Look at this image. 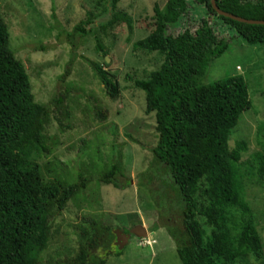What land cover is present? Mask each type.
Here are the masks:
<instances>
[{"label":"rangeland","instance_id":"obj_1","mask_svg":"<svg viewBox=\"0 0 264 264\" xmlns=\"http://www.w3.org/2000/svg\"><path fill=\"white\" fill-rule=\"evenodd\" d=\"M165 1L121 0L117 9L129 15L130 28L114 23L81 35L71 34L74 27L87 12L102 18L107 0H0L9 48L26 71L34 101L47 111L42 130L46 150L33 159L42 180L58 187V197L75 185L61 210L58 198L48 201V242L37 264H81L80 249L85 251L84 264H98L100 259L105 264H181L166 229L179 226L181 220L174 187L165 182V165L153 155L158 140L154 112H145V93L133 82L147 79L163 61L161 54L134 50L132 45L152 32L153 6L161 8ZM187 7L186 16L168 33L176 35L186 28L194 32L206 17L216 35L227 41L228 48L198 83L243 76L252 107L239 116L229 147L246 140L248 151L242 160L255 151L264 153V45L249 44L192 0H187ZM97 39L106 54L96 50ZM96 65L117 80V98L106 93ZM112 164L118 168L116 186L101 179ZM244 184L258 219L263 256L239 264H264V187L253 178ZM135 225H143L147 237L131 235L116 255L114 230L125 232Z\"/></svg>","mask_w":264,"mask_h":264},{"label":"trees","instance_id":"obj_2","mask_svg":"<svg viewBox=\"0 0 264 264\" xmlns=\"http://www.w3.org/2000/svg\"><path fill=\"white\" fill-rule=\"evenodd\" d=\"M121 0H107L102 18L86 13L72 33L88 35L96 26L105 30L114 23L131 27V18L117 9ZM216 16L252 45H264V24H248L217 15L210 0H192ZM229 14L264 21V0H215ZM187 0H166L153 6L154 29L133 43L134 50L157 52L160 67L147 79L134 80L145 93V112H154L158 140L153 155L165 165L174 187L180 225L166 226L175 242L181 264H239L261 259L263 243L258 219L246 199L245 179L264 187V153L255 151L246 160L248 143L241 139L229 147L231 134L242 112L249 110L248 86L241 75L211 84H199L209 64L228 48L207 18L191 32L168 33L183 20ZM96 50L106 54L96 40ZM104 64L107 63L104 60ZM95 72L110 98L119 84L101 66ZM46 108L34 101L22 63L9 48V34L0 16V264H37L48 242V201L57 199L61 210L75 189H59L42 180L34 154L46 150L43 137ZM105 118L104 113L99 114ZM261 133L263 126L258 128ZM118 168L112 164L101 179L117 185ZM262 218L264 213L261 214ZM154 228H151L153 231ZM208 230V231H207ZM115 254L120 250L115 246ZM85 251L77 259L84 264ZM98 264H105L100 259Z\"/></svg>","mask_w":264,"mask_h":264},{"label":"water","instance_id":"obj_3","mask_svg":"<svg viewBox=\"0 0 264 264\" xmlns=\"http://www.w3.org/2000/svg\"><path fill=\"white\" fill-rule=\"evenodd\" d=\"M210 3H211L212 8L217 13V15L228 17L233 20H237L239 22H244V23L253 24V25L254 24H264V21H261V20H248V19L235 16L233 14L226 13L217 7L215 0H210ZM106 61H108V59H106ZM114 234H115L114 245L117 247L118 250H121L128 243L131 235H135L137 238H145L147 237L148 232L143 225H135L127 233H124L120 229H115Z\"/></svg>","mask_w":264,"mask_h":264},{"label":"flooded vegetation","instance_id":"obj_4","mask_svg":"<svg viewBox=\"0 0 264 264\" xmlns=\"http://www.w3.org/2000/svg\"><path fill=\"white\" fill-rule=\"evenodd\" d=\"M128 231H125L124 233H127Z\"/></svg>","mask_w":264,"mask_h":264}]
</instances>
